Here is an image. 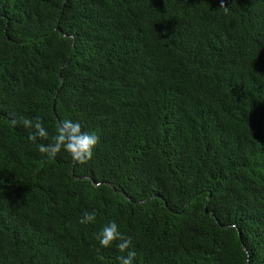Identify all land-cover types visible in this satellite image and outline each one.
Returning a JSON list of instances; mask_svg holds the SVG:
<instances>
[{
    "label": "trees",
    "instance_id": "trees-1",
    "mask_svg": "<svg viewBox=\"0 0 264 264\" xmlns=\"http://www.w3.org/2000/svg\"><path fill=\"white\" fill-rule=\"evenodd\" d=\"M65 119L86 165L38 150ZM112 221L134 264H264V0H0V264H120Z\"/></svg>",
    "mask_w": 264,
    "mask_h": 264
},
{
    "label": "clouds",
    "instance_id": "clouds-1",
    "mask_svg": "<svg viewBox=\"0 0 264 264\" xmlns=\"http://www.w3.org/2000/svg\"><path fill=\"white\" fill-rule=\"evenodd\" d=\"M221 8H225L221 4ZM11 124L16 126L22 124L26 129H31L30 139L35 141L37 138L47 140L49 138L48 130L45 128L41 117L25 118L21 116L16 119V114H11ZM100 143V137L96 132L88 133L82 130L78 122L65 119L59 122L56 134L51 137L48 144H40L38 150L46 154L49 159H55L62 150L67 152L74 164L86 165L92 161L94 149ZM95 212H85L80 220L81 224H87L96 220ZM96 240L102 248L108 249L115 246L121 255L118 257L120 264H134L136 252L132 248V238L119 231L115 221L105 225L96 235Z\"/></svg>",
    "mask_w": 264,
    "mask_h": 264
},
{
    "label": "water",
    "instance_id": "water-1",
    "mask_svg": "<svg viewBox=\"0 0 264 264\" xmlns=\"http://www.w3.org/2000/svg\"><path fill=\"white\" fill-rule=\"evenodd\" d=\"M62 68H63V67H62ZM53 113H54V116L56 117L55 109H54V105H53ZM58 124H59V122H58ZM209 197H210V196H209ZM205 214H206V215H209L208 212H207L206 207H205Z\"/></svg>",
    "mask_w": 264,
    "mask_h": 264
}]
</instances>
